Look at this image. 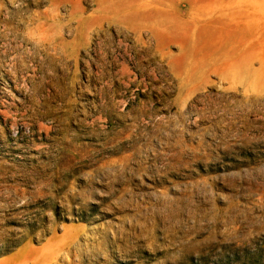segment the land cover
<instances>
[{
    "label": "rangeland",
    "instance_id": "374dc122",
    "mask_svg": "<svg viewBox=\"0 0 264 264\" xmlns=\"http://www.w3.org/2000/svg\"><path fill=\"white\" fill-rule=\"evenodd\" d=\"M122 3L0 0V264H264V55Z\"/></svg>",
    "mask_w": 264,
    "mask_h": 264
},
{
    "label": "bare ground",
    "instance_id": "6f19581e",
    "mask_svg": "<svg viewBox=\"0 0 264 264\" xmlns=\"http://www.w3.org/2000/svg\"><path fill=\"white\" fill-rule=\"evenodd\" d=\"M180 5L194 6L208 21L207 26H220L240 39L236 47L233 44L238 48L233 64L249 69L260 54L264 55V0H123L114 9V17L134 19L157 37L158 31L179 16ZM260 58L264 64V56Z\"/></svg>",
    "mask_w": 264,
    "mask_h": 264
}]
</instances>
